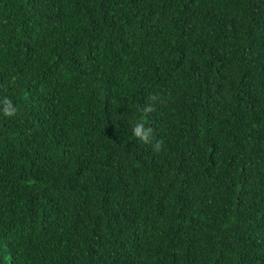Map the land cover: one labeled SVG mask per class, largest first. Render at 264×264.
<instances>
[{
  "label": "trees",
  "instance_id": "1",
  "mask_svg": "<svg viewBox=\"0 0 264 264\" xmlns=\"http://www.w3.org/2000/svg\"><path fill=\"white\" fill-rule=\"evenodd\" d=\"M0 264H264V0H0Z\"/></svg>",
  "mask_w": 264,
  "mask_h": 264
},
{
  "label": "clouds",
  "instance_id": "2",
  "mask_svg": "<svg viewBox=\"0 0 264 264\" xmlns=\"http://www.w3.org/2000/svg\"><path fill=\"white\" fill-rule=\"evenodd\" d=\"M157 97L155 95L149 96V101H156ZM3 113L7 117H14L17 114V109L13 106L12 102L5 98L4 101ZM155 109L151 104H146L143 112L145 117ZM133 135L143 142L144 144H150L153 147V150L159 153L163 148V140H156L154 137V130L151 127H145L144 119L141 118L137 123L134 124L132 128ZM153 140L155 143L153 144Z\"/></svg>",
  "mask_w": 264,
  "mask_h": 264
}]
</instances>
